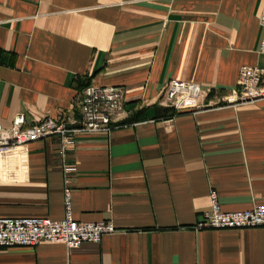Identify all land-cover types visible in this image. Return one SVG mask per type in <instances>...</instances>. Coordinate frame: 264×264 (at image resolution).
<instances>
[{"label":"crops","instance_id":"crops-1","mask_svg":"<svg viewBox=\"0 0 264 264\" xmlns=\"http://www.w3.org/2000/svg\"><path fill=\"white\" fill-rule=\"evenodd\" d=\"M264 0H0V123L77 122L88 84L121 86L110 132L54 135L0 153V218L65 217L119 229L76 248H0V264H264V227L197 229L212 209L264 204V99L224 101L264 67ZM212 92L182 111L173 80ZM89 86V85H88ZM74 170L67 172L66 167Z\"/></svg>","mask_w":264,"mask_h":264},{"label":"built area","instance_id":"built-area-1","mask_svg":"<svg viewBox=\"0 0 264 264\" xmlns=\"http://www.w3.org/2000/svg\"><path fill=\"white\" fill-rule=\"evenodd\" d=\"M264 32V6L260 16ZM264 53V33L261 46ZM212 90L200 84L177 79L171 80L166 88V103L182 111L186 102H198L210 95ZM264 99V67L243 66L240 70L239 86L224 101L242 104ZM125 90L121 86H87L80 99L81 119L77 122L57 120L48 116L34 125L27 126L26 116L19 113L11 127L0 123V153H8L50 136H60L64 152L73 133L110 132L125 119ZM74 170L73 166L66 171ZM212 209L203 214L197 229H245L264 227V204L252 209L225 212L218 200V194L211 192ZM65 217L61 220L50 218H0V248L35 247L43 242L63 243L76 248L83 243H100L107 234L119 229L113 222H80L73 216L71 193L66 189Z\"/></svg>","mask_w":264,"mask_h":264},{"label":"trees","instance_id":"trees-1","mask_svg":"<svg viewBox=\"0 0 264 264\" xmlns=\"http://www.w3.org/2000/svg\"><path fill=\"white\" fill-rule=\"evenodd\" d=\"M88 85H90V84H88ZM88 85H87V86H88Z\"/></svg>","mask_w":264,"mask_h":264}]
</instances>
